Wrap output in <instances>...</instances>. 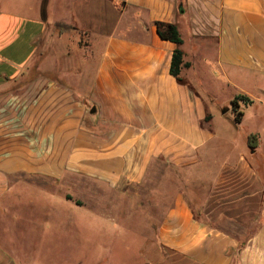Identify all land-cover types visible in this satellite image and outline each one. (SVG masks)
<instances>
[{
  "label": "crops",
  "instance_id": "crops-1",
  "mask_svg": "<svg viewBox=\"0 0 264 264\" xmlns=\"http://www.w3.org/2000/svg\"><path fill=\"white\" fill-rule=\"evenodd\" d=\"M42 3L0 0V213L42 207L18 202L23 178L48 199L76 181L124 194L161 161L188 185L211 183L197 216L175 193L156 231L163 252L145 251V264H264V178L254 166L264 132L241 143L226 135L235 158L214 169L225 139L204 121L206 100L228 90L264 116V0ZM156 23L174 25L182 40L181 84L170 75L176 46ZM221 221L254 229L243 238ZM6 248L0 264H13Z\"/></svg>",
  "mask_w": 264,
  "mask_h": 264
},
{
  "label": "rangeland",
  "instance_id": "rangeland-1",
  "mask_svg": "<svg viewBox=\"0 0 264 264\" xmlns=\"http://www.w3.org/2000/svg\"><path fill=\"white\" fill-rule=\"evenodd\" d=\"M235 94V90L216 92L212 99L206 100L207 114L212 118V124L207 126L218 140L225 139L218 142L223 146L212 153L214 169L216 161L235 158L225 142L226 135L241 143L243 134L264 132V116H258V109L241 108L245 118L240 126L234 125L228 101ZM224 108H228L225 114L222 113ZM261 150L262 154L254 159V166L264 178V144ZM184 174L158 161L152 164L140 185L124 194L76 181L78 187L67 192L58 187L56 197L50 199L34 192L36 188L32 186L38 185L36 181L23 178L18 202L22 205L40 203L42 207L28 210L23 206L0 213V243L6 245L13 264H145V251L148 256L162 251L155 242L156 231L175 193L181 191L188 196L196 216L206 198L211 180L202 176L193 181L194 185H188L190 181L183 179ZM48 204L49 210L44 209ZM53 207L54 210H50ZM218 226L243 238L254 229L240 231L222 221ZM148 258L150 260L151 256Z\"/></svg>",
  "mask_w": 264,
  "mask_h": 264
},
{
  "label": "trees",
  "instance_id": "trees-1",
  "mask_svg": "<svg viewBox=\"0 0 264 264\" xmlns=\"http://www.w3.org/2000/svg\"><path fill=\"white\" fill-rule=\"evenodd\" d=\"M155 27H156V33L162 41L170 42L176 46V49L172 53L170 75L174 77L178 83L181 84L182 80L179 77L180 70L182 69V67L188 68L189 66L187 64H183L182 61L183 53L179 48L182 44V40L178 34V31L176 27L171 24L156 23ZM56 29L59 33H62L63 31L69 28L63 25H57ZM251 104L252 101L249 98L242 95L235 96L234 99L229 102V107L231 113L233 114V123L235 125L240 124L241 119L243 117V113L239 110V105H243L244 107H247L250 106ZM226 109L228 108H224L223 111H227ZM210 119L211 116L206 115L204 121L208 122ZM256 140H257V135H249L246 138L247 147L250 150H254L256 148L257 146ZM66 199L69 200L70 198L67 196ZM242 246L243 244L240 245V248H242Z\"/></svg>",
  "mask_w": 264,
  "mask_h": 264
},
{
  "label": "water",
  "instance_id": "water-1",
  "mask_svg": "<svg viewBox=\"0 0 264 264\" xmlns=\"http://www.w3.org/2000/svg\"><path fill=\"white\" fill-rule=\"evenodd\" d=\"M46 1H47V0H43V3H42V5H43V6H45V4H46ZM222 113H223V114H225V113H226V111H222Z\"/></svg>",
  "mask_w": 264,
  "mask_h": 264
}]
</instances>
